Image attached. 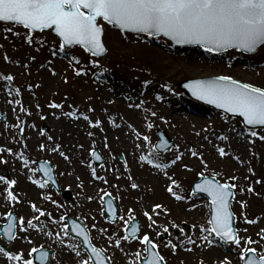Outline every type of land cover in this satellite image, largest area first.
<instances>
[{
  "label": "rangeland",
  "instance_id": "374dc122",
  "mask_svg": "<svg viewBox=\"0 0 264 264\" xmlns=\"http://www.w3.org/2000/svg\"><path fill=\"white\" fill-rule=\"evenodd\" d=\"M103 25V40L108 52L104 57L95 59L79 46L60 51L59 40L53 39L49 31L32 34L34 42L29 45L24 39L28 34L26 29L0 22V111L6 118L5 124L0 118V147L12 149V153H0V157L7 161V164L0 161V175L18 181L13 191L22 201L13 206L0 197V225L6 220L3 214L7 211H13L17 217L38 215L30 208V203L34 202L51 213V217H40V223L46 225V231L55 233L65 223L60 218L67 209L90 231L93 245L105 250L113 264H131L134 253L143 248L137 240L123 242L122 250L108 243L110 237L125 234L119 216L128 219V209L131 208L134 209L132 215L138 218L139 235L148 233L160 245L159 251L167 264H199L201 258L204 264H217L225 257L232 264H243L239 259V249L214 235L211 237L213 243L207 247L201 245L192 252L178 250L173 254L164 244L172 237L183 238V234L171 229L165 238L160 239L156 232L163 229H149V222L143 215L146 208L151 211L152 204H163L170 210V215L154 216L160 225L170 227L169 222L175 221L184 228L185 233L198 237L201 235L200 225L209 227L210 212L204 198L193 197L192 181L197 180L201 172L221 182L235 175L239 179L235 181V197L230 203L235 229L241 237L250 236L257 241L251 247L257 248L258 254L264 252V239L258 235L264 229V141L251 137L250 129L243 127L237 118L224 117L220 112L210 110L207 104L201 106L187 98L175 85L185 76L227 75L253 85L259 82L264 87V45L254 54L236 52L238 50L234 49L225 51L221 56L223 60H220L210 57L208 52L201 54L197 48H175L161 37L122 34ZM8 28L13 31L8 32ZM142 53L149 54L146 59H153V63L148 64V68L152 69L148 74L140 66L147 64L141 62L145 57ZM129 54L140 58L133 62L127 56ZM32 57L35 59L32 60ZM93 60L98 63L93 64ZM126 63H136L137 68H127ZM78 70H81L79 75ZM9 75L14 80L3 79ZM169 87L172 91H169ZM16 89H19V93ZM157 96L163 99H157ZM16 100L21 104H16ZM53 103L62 107H50ZM136 104L141 107H134ZM188 104H195L198 109H190ZM37 105L40 107L37 108ZM21 106L27 111H20ZM152 112L157 115L152 116ZM84 115L90 119H84ZM96 120L102 121V125L92 127L91 122ZM42 123L49 127V131L42 129ZM148 123L153 124L151 129L147 128ZM19 128L24 129L22 134ZM156 130L165 133L172 145H179V152L184 153L182 163L178 162L168 169L169 174L180 183L181 187L175 190L186 197L184 200L177 201L166 191L170 181L161 171L139 160L141 155L157 152L152 148L157 139ZM137 131L148 135L151 143L138 140ZM256 131L264 135L263 129ZM48 136L53 139L48 140ZM223 136L229 139L225 141ZM41 143L48 147L40 150L38 145ZM57 144L69 159L51 151ZM218 147H224L229 155L219 157L216 151ZM93 148L104 156L101 166L91 162L90 152ZM189 149L201 153L207 167L198 157L191 156ZM176 151L173 148L159 152L160 159L168 162ZM20 153L27 157V168ZM40 158L54 164L57 182L62 192L69 191V198L63 197L64 193L58 196L48 183L41 189L28 179L31 176L33 180H43L37 171H31L35 169L32 161ZM182 164L189 165L191 170L184 169ZM93 167L100 179L91 175ZM129 177L132 179L129 180ZM104 180L108 183H104ZM257 180L261 183H256ZM132 182L140 187L131 189ZM6 186L0 182V192ZM248 186L254 189L252 193L242 191ZM105 193H111L118 208L113 223H108L103 213L101 197ZM48 196H51V200L42 198ZM241 201L245 202L243 207ZM245 216L258 222L246 223ZM53 218L56 222H53ZM191 225H197V228L193 231ZM101 228L106 230V234L98 231ZM31 234L36 237L35 246L43 244L44 248L56 254L50 256V264H77L79 258L66 247L62 249L55 235ZM64 239L78 248L82 258H87L78 240L70 235ZM197 244L201 242L197 240ZM32 246L19 239L5 242L0 236V247L12 252L23 249L27 253ZM186 247L193 246L186 244ZM0 264H6L3 257H0Z\"/></svg>",
  "mask_w": 264,
  "mask_h": 264
},
{
  "label": "snow or ice",
  "instance_id": "6c2138e0",
  "mask_svg": "<svg viewBox=\"0 0 264 264\" xmlns=\"http://www.w3.org/2000/svg\"><path fill=\"white\" fill-rule=\"evenodd\" d=\"M103 20L109 25H117L123 30H132L135 32L146 33L149 36L163 34L170 37L176 44H195L203 46L209 52H222L227 49H241L244 52H255L258 46L264 45V0H0V22L10 23L13 25H20L28 31L25 36V41L29 45L34 42L32 33L46 30L54 31L57 37L61 40L59 50L64 51L66 45H83L93 57H98L107 49L103 42L104 28L100 23ZM12 32V28L7 29ZM20 35V33H16ZM55 55V53H53ZM32 60L35 57L31 58ZM75 60V57H73ZM97 64V60L92 61ZM81 70L77 71V75ZM53 74H55L53 70ZM3 79L12 81L14 77L9 75ZM31 87V85H29ZM189 88L193 97L201 101H206L209 104H214L221 109H225L231 113H237L244 118L247 125L250 126H264V87H257L250 83H241L233 79L231 76H218L211 80H193L185 85ZM19 93V89H16ZM169 91L172 89L169 87ZM11 94V90H9ZM157 99H163L157 96ZM16 104H21L19 100L14 101ZM40 106L37 105V108ZM53 108H61L62 105L53 103L50 105ZM134 107H141L140 104ZM92 109H90L91 111ZM20 111H27L22 106ZM30 115L31 113L28 112ZM66 115H74L67 113ZM83 115V114H81ZM156 116L155 112L151 113ZM43 118V117H42ZM84 119L89 120L87 115ZM164 120V117H161ZM166 122V121H165ZM102 121L96 120L91 122L92 127H99ZM114 123V121H113ZM19 127V125H17ZM152 123L147 124V128L151 129ZM20 133L24 132L23 128H19ZM43 135V131L40 133ZM251 137H258L264 141V135L253 128L250 130ZM91 136L92 133L90 132ZM199 135V133H197ZM136 138L142 139L145 142L151 143V138L148 135H143L136 132ZM48 140L53 139L51 136ZM106 139V138H105ZM223 140L227 141L228 136H223ZM107 146V145H106ZM40 150H45L48 146L45 143L38 145ZM60 145H55L51 151L59 152L65 159H69L64 152L60 151ZM81 147H83L81 145ZM139 147V145H137ZM153 149H163L171 151L175 148L173 158L164 162L160 159L159 152H152L149 155H141L139 157L142 164L146 163L163 173V175L170 181L166 187V191L177 201L184 200L186 197L180 195L175 189L180 188V183L169 174L168 169L174 167L178 162L182 163L184 153L179 152V145L170 146L167 140H161L158 144L152 145ZM7 151L12 153L11 148L0 147V153ZM217 154L221 158L227 157L229 154L224 147L216 149ZM190 155L198 157L200 162L207 167V161L204 160L203 155L197 151L189 149ZM16 155V154H14ZM25 161L24 167H28L27 157L23 153L19 154ZM91 155L100 159L95 149L91 150ZM239 159V158H237ZM0 161L7 164L6 160L0 157ZM35 163V161H32ZM125 163H127L125 161ZM186 170H191L189 165L182 164ZM39 169H31L33 173ZM252 172V169H249ZM47 180H33L31 176L28 177L34 184L41 189L47 186L52 177L47 172L44 173ZM91 175L100 179L97 176L96 168H91ZM202 178L204 173L199 174ZM120 177L118 176L117 179ZM248 177H245L247 179ZM132 178L129 177V180ZM239 177L233 175L227 178L226 182H219L210 179H202L201 183L195 185V191H202L207 193L211 199L212 215L208 220L209 227L200 225V233L198 237H193L185 233L184 228L175 221H170L169 225H160L154 216L170 215V210L165 208L163 204H152L151 211L147 208L143 215L148 220V228H162L163 231H157L156 235L161 236L169 233L171 229L183 234V238L177 236L170 238L164 247L170 249L173 254L178 250L192 252L195 247L203 245L207 247L213 243L211 237L213 235L226 244H234L239 249V259L243 264H264V252L258 254L255 247H251L257 243L252 237H241L239 232L233 226V212L230 210V199L235 197V189L237 188V181ZM0 182H4L7 186L3 192H0V197L9 205L21 203L20 197L14 193L13 187L18 183L15 179H9L0 175ZM108 183L107 180L103 181ZM256 183H261L257 180ZM131 189H138V183H130ZM103 191V189H101ZM242 191L252 193L254 189L248 186ZM106 196H111V193H105ZM51 200V196L42 197ZM91 200L92 197H87ZM103 200V197H101ZM52 203H57L52 201ZM242 207L245 202H240ZM194 208L195 205H192ZM30 208L33 213L31 218L25 216L17 217L13 211H7L3 215L7 219L2 231L8 241H15L19 239L21 242L33 245L29 248L27 253L23 249L12 252L9 249L0 247V257H3L6 264H44L49 257V250H45L44 245L35 246V236L31 233H43L49 237L55 235L61 248H67L74 252L79 258L77 264H106L111 260V257L106 255L105 250H98L92 244L90 231L82 225L73 224L71 231L77 233L83 238L84 244L91 248L92 255L87 258H82L78 248L66 243L64 237L69 236V225L63 223L60 226V231L55 233L46 231V225L40 223V217H51V213H47L44 209L38 207L34 202L30 203ZM108 212L111 213L113 220L117 217V211L113 207L112 200L108 201ZM134 209H128V219L123 215L119 219L124 224V235H116L115 238L110 237L108 243L114 247L122 250V243L130 240H137L142 246V250H137L134 253V259L131 264H167L165 257L160 253V245L157 244L148 233L139 235L141 229L136 223V217L132 215ZM62 221L66 217L60 218ZM87 219V218H85ZM246 223H257L258 221L248 220L244 217ZM133 223L129 225L128 221ZM35 221V222H34ZM53 222H56L53 218ZM186 223V222H185ZM96 227L95 224L92 225ZM197 225H191L194 231ZM100 233L106 234V230L98 229ZM246 232L247 229H244ZM23 233L24 235H19ZM207 233V235H204ZM261 239H264V229L260 230ZM197 240L201 242L197 244ZM242 240L244 243L242 244ZM186 244L193 247H186ZM144 253L147 255L145 256ZM52 253V256H55ZM50 264V261H49ZM199 264H204L201 258ZM217 264H232L228 257L218 261Z\"/></svg>",
  "mask_w": 264,
  "mask_h": 264
},
{
  "label": "water",
  "instance_id": "95a60500",
  "mask_svg": "<svg viewBox=\"0 0 264 264\" xmlns=\"http://www.w3.org/2000/svg\"><path fill=\"white\" fill-rule=\"evenodd\" d=\"M116 28H118V29H120L117 25H114ZM121 31H123V32H127V31H132V30H123V29H120ZM51 31V30H50ZM52 32V34H53V36L55 37H57V35L54 33V31H51ZM132 32H135V31H132ZM136 33H138V32H136ZM144 34H146V33H144ZM148 35V34H147ZM159 35H162V36H164L163 34H159ZM164 37H166V36H164ZM166 38H168L169 40H171V38L170 37H166ZM172 42L175 44V45H177V46H180V45H189V46H191V45H195V44H176L175 43V41H173L172 40ZM73 45H75V44H73ZM73 45H66V46H73ZM83 48H84V46L83 45H81ZM200 46V45H199ZM259 47V46H258ZM86 49V48H85ZM87 50V49H86ZM243 51V50H242ZM249 53H251V52H249ZM106 54V52H104V53H102L100 56H104ZM217 76H213V77H203V78H196V79H192V80H183L182 82H180L178 85V87H180V88H182L183 89V91L190 97L191 96V98H195V97H193L192 96V94H191V91H190V89L189 88H187V87H185V85L186 84H188L189 82H191V81H193V80H211V79H215ZM236 80V79H235ZM197 99V98H196ZM198 100V99H197ZM199 101H201V100H199ZM201 102H206V101H201ZM212 105H214V104H212ZM214 106H216V105H214ZM217 107V106H216ZM217 109H219V110H221V111H223V113H226V115L227 116H230V117H239L240 118V120L242 121V123H243V125L245 126V127H249V128H254V129H257V128H264V126H259V125H257V126H250V125H247L246 123H245V121H244V118L242 117V116H240L239 114H237V113H231V112H228L227 110H225V109H221V108H219V107H217ZM158 136H159V141L157 142V144L161 141V140H167L168 141V143H169V145H171V141H169L168 139H167V136L164 134H162L161 132H158ZM159 151H163V149H158ZM95 151H96V153H97V155L100 157V159H97L96 157H94V156H92V161L96 164V165H100V164H102L103 163V160H104V158L102 157V155H100L99 154V152H98V150H96L95 149ZM37 169H39V171H40V173L42 174V176H43V179H45V180H47V177L45 176V172H47L48 173V175L49 176H51L52 177V180H49V182L53 185V187H54V189H56L57 190V192L59 193L60 192V188H59V186L57 185V183H56V180H55V178H54V166H53V164H50L49 162H47V161H43V160H40L39 162H37ZM204 178H206V179H210V180H214V178H212V177H201L200 178V180H198V182H196V183H193V191H195L194 189H195V185L196 184H199V183H201V181H202V179H204ZM216 181V180H215ZM195 192H201V193H203V194H201V195H203V196H205V197H207L208 198V200L211 202V199H210V197L208 196V194L207 193H204V192H202V191H195ZM105 196V198H104V203H103V205H104V212H106V214H107V220L109 221V222H114V220H113V218H112V216H111V213L110 212H108V201L109 200H112V202H113V199H112V197L111 196H106V195H104ZM229 199H231V198H229ZM113 207L116 209V211H117V206H115L114 205V203H113ZM211 212H212V209H211ZM212 215V214H211ZM66 219H67V224L70 226L69 227V232H70V234H71V236L72 237H76V238H78V239H80L81 240V245H82V247H83V249L86 251V253L88 254V256H91L92 255V252H91V248L88 246V245H86V244H84V242H83V238L81 237V236H79L77 233H75V232H72L71 231V226L75 223V224H77V225H82L81 224V222L78 220V219H76V218H72L70 215H69V213L67 212L66 213ZM210 218H211V216H210ZM8 222V221H7ZM6 222V223H7ZM136 223H137V221H135ZM5 223V224H6ZM132 223H133V221H132ZM131 223V224H132ZM5 224H3L2 225V228L0 229V233L4 236V233H3V231H2V229H3V227H4V225ZM130 224V225H131ZM83 226V225H82ZM4 238H5V240L6 241H8L7 239H6V237L4 236ZM98 250H101V249H99V248H97ZM45 250H47V249H45ZM52 253V251H50L49 252V256H50V254ZM147 255V254H146ZM48 259H49V257H48ZM44 264H48V260H46L45 262H44ZM106 264H112L111 263V260L110 261H107L106 262Z\"/></svg>",
  "mask_w": 264,
  "mask_h": 264
},
{
  "label": "trees",
  "instance_id": "16d2710c",
  "mask_svg": "<svg viewBox=\"0 0 264 264\" xmlns=\"http://www.w3.org/2000/svg\"><path fill=\"white\" fill-rule=\"evenodd\" d=\"M142 55L143 56H145L144 57V59H141V62H146V63H153V59H146V58H149L148 56H149V54H147V53H142ZM128 57H130L132 60L131 61H133L134 62V60H137V59H139L140 58V56L139 57H137V56H135V55H133V54H129V55H127ZM127 65H128V67L129 66H133V67H135V68H137V66H136V63H132V64H128V63H126ZM140 66H143V68H145L146 67V65H144V64H141ZM139 66V67H140ZM155 67H158V65H156ZM257 84H259V83H257ZM259 85H262V84H259Z\"/></svg>",
  "mask_w": 264,
  "mask_h": 264
},
{
  "label": "bare ground",
  "instance_id": "6f19581e",
  "mask_svg": "<svg viewBox=\"0 0 264 264\" xmlns=\"http://www.w3.org/2000/svg\"><path fill=\"white\" fill-rule=\"evenodd\" d=\"M188 106H189L190 109H193V110H194V109H195V110L198 109L197 106H196L195 104H194V105H193V104H188ZM198 107H199V106H198Z\"/></svg>",
  "mask_w": 264,
  "mask_h": 264
}]
</instances>
